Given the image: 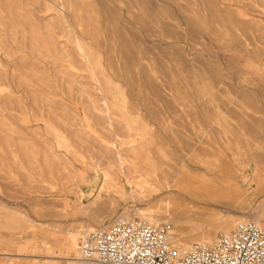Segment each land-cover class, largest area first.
Here are the masks:
<instances>
[{
  "label": "rangeland",
  "instance_id": "obj_1",
  "mask_svg": "<svg viewBox=\"0 0 264 264\" xmlns=\"http://www.w3.org/2000/svg\"><path fill=\"white\" fill-rule=\"evenodd\" d=\"M140 210L264 228V0H0V249L98 264L70 239Z\"/></svg>",
  "mask_w": 264,
  "mask_h": 264
},
{
  "label": "built area",
  "instance_id": "obj_2",
  "mask_svg": "<svg viewBox=\"0 0 264 264\" xmlns=\"http://www.w3.org/2000/svg\"><path fill=\"white\" fill-rule=\"evenodd\" d=\"M170 230L147 217L116 218L82 238L80 257L98 264H264V228L256 221L187 245L173 244Z\"/></svg>",
  "mask_w": 264,
  "mask_h": 264
},
{
  "label": "bare ground",
  "instance_id": "obj_3",
  "mask_svg": "<svg viewBox=\"0 0 264 264\" xmlns=\"http://www.w3.org/2000/svg\"><path fill=\"white\" fill-rule=\"evenodd\" d=\"M125 77V76H124ZM128 82V81H127ZM139 85V84H138ZM130 94V93H129ZM134 94V93H133ZM148 101V100H147ZM107 106V105H106ZM149 106V105H148ZM149 109V108H148ZM147 109V110H148ZM211 113H213V112H211ZM214 114V113H213ZM169 156V155H168ZM120 159H122V158H120ZM124 168V167H123ZM174 169H176V167H174ZM178 169V168H177ZM176 169V170H177ZM236 169V168H235ZM173 170V169H172ZM174 171V170H173ZM176 173V172H175ZM197 177V175H195V174H182V175H177V178H176V180L175 181H172V180H169L167 183H166V186L165 187H167V189H169L170 191H178V193L179 192H182V191H186V192H188V193H193L192 195H194V197H196V198H198V199H201L202 197H204L201 193L200 194H198L199 193V188L198 187H196V186H194V187H192V183H193V181H194V179ZM199 181V180H198ZM202 183H207L208 182V180L206 179V177H204L202 180ZM221 184H223L221 181H219ZM221 186V185H220ZM223 186V185H222ZM201 187H203V185H201ZM162 188V187H161ZM206 189V188H205ZM164 190V189H163ZM162 190V191H163ZM161 191V192H162ZM165 191V190H164ZM163 191V192H164ZM167 192H168V190H167ZM204 192H205V190H204ZM158 193V192H157ZM172 193V192H171ZM177 193V194H178ZM184 193V192H183ZM208 193V192H207ZM181 193H179V195H180ZM159 195H160V193H159ZM162 195V194H161ZM160 195V196H161ZM164 195V194H163ZM184 195V194H183ZM205 195V194H204ZM207 195V194H206ZM158 196V195H157ZM159 196V197H160ZM173 196V195H172ZM163 197V196H162ZM166 197V196H165ZM174 197V196H173ZM184 197H185V195H184ZM187 198V197H186ZM97 199H99V198H97ZM101 199V198H100ZM165 199V198H164ZM168 200H171V199H169V198H167ZM177 199V198H176ZM161 200V199H160ZM192 200V199H191ZM99 200H97V202H98ZM194 202V205H199L201 202L200 201H196L195 199L194 200H192V203ZM200 202V203H199ZM167 203H168V201H167ZM203 203V202H202ZM158 206V205H157ZM167 206V205H166ZM169 206V205H168ZM172 209V208H171ZM171 209H167L168 211V215L171 217V218H173V219H177L180 215H182L179 211H178V209H173V210H171ZM162 210V209H161ZM169 210L171 211V212H169ZM153 212V211H152ZM157 212V211H156ZM150 213V211L149 210H147V211H141L140 210V215L142 216V217H144V216H146V217H150V218H152V219H157V222H159L158 220H160V219H162V218H164L165 217V215L164 214H161V213ZM124 215L125 216H129V213H124ZM123 217V216H122ZM126 218V217H125ZM178 228V227H177ZM176 228V229H177ZM180 229V228H179ZM177 229V230H174V231H171L170 232V235H169V240L170 241H172V242H175L176 244H188V242H186L185 241V239H184V233L183 232H181L182 230L180 229ZM204 237V236H203ZM70 245L71 246H73V245H75V249H76V251L78 252V254H80V252H79V243L77 244V237H74V238H71L70 239ZM81 258V257H80ZM79 259V258H78ZM77 264H83V263H77Z\"/></svg>",
  "mask_w": 264,
  "mask_h": 264
},
{
  "label": "crops",
  "instance_id": "obj_4",
  "mask_svg": "<svg viewBox=\"0 0 264 264\" xmlns=\"http://www.w3.org/2000/svg\"><path fill=\"white\" fill-rule=\"evenodd\" d=\"M10 225L17 230L4 234L7 240L1 244L0 264H42L41 256L27 253L21 246L25 236V220H12Z\"/></svg>",
  "mask_w": 264,
  "mask_h": 264
}]
</instances>
